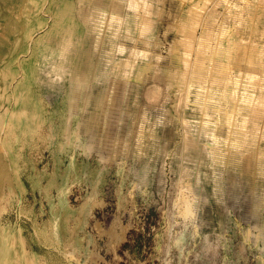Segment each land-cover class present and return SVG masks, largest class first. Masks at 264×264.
Here are the masks:
<instances>
[{"label": "rangeland", "instance_id": "obj_1", "mask_svg": "<svg viewBox=\"0 0 264 264\" xmlns=\"http://www.w3.org/2000/svg\"><path fill=\"white\" fill-rule=\"evenodd\" d=\"M91 1L95 0H57L55 7L58 6L65 14L81 18L84 12H88ZM27 2L0 0L1 78L4 70H10L6 69V65L23 54L25 60H38L39 54L32 49L22 51L25 50V42L21 39V27L25 23L22 7ZM6 11L19 20V25L8 24ZM223 12L222 9L216 11L209 27L207 18L211 17L194 9L191 2L151 0L148 13L156 18L157 43L150 46L136 31L133 36L121 31L115 41L109 36H103L95 45L97 33L86 29L75 67L65 76L62 84L50 80V76L43 72L39 80L31 84L32 94L40 98L46 120L34 135L14 144L15 152L18 153L17 178L13 170V157L9 152H0V264H31L32 256L29 254L33 252L40 255L37 264H164L165 246L181 229L177 223L180 219L176 215L175 200L179 186L189 179L187 173L195 188L197 175L204 187L201 194L203 198L200 200L201 224L198 229L208 232L212 241L219 240V245L215 257L200 255L202 234L193 237L190 249L186 252L185 263L264 264V255L263 259L257 261L260 255L257 251L259 242L247 235L252 222L264 224V176L253 171L249 158L243 157V149L239 148L234 157V165L225 174V182L229 183L227 200L225 204L217 201L213 194L210 159L204 148L206 140L194 138L192 135L195 128L184 123L189 117L207 115L190 105L185 108L186 92L176 94L177 85L170 86L167 83L168 71L173 66H181L178 27L193 30L197 37L208 26V33L212 34ZM134 28L136 30L137 26ZM236 34L243 35V30L238 28ZM257 34L259 39H264L263 33ZM172 42L175 43L174 53L170 52ZM122 46L126 49L123 64L128 60L148 67L141 80L137 79L139 67L132 71V83L127 93L125 78L114 92L111 90V82L115 79L113 74L108 82L96 81L100 69H103L110 57L108 52L120 57L119 49ZM144 53L150 55L148 60L143 59ZM157 53L163 56L160 62L155 59ZM192 60L190 82L222 87L229 72L226 60L200 54H196ZM233 62L238 70L239 57ZM52 76L56 79L55 75ZM154 83L160 89L156 97L152 98L150 87ZM11 89H8V93L12 92ZM11 99L7 96L3 98L0 114L14 106V99ZM156 103L164 106L166 116L159 130L161 150L156 161H152L155 170L149 184H145L137 179L133 168L148 157L140 159L134 156L132 145L135 144L142 112L150 111ZM67 112H78L81 121H87L90 133L83 130L82 133L87 134L95 145L99 137L104 140L113 138V152L111 145L104 151L112 155L110 162H99L97 150L85 151L81 142L73 146L62 143L66 126L63 120ZM106 112L110 116L108 125L104 123ZM76 122L74 120L72 126ZM2 136L7 134L1 133ZM127 139L129 147H126ZM243 139L242 135L240 140ZM259 144L263 146L264 140ZM65 176L70 183L68 202L78 210L76 218H72L66 226L62 224L58 236H55L51 218ZM251 189L254 192L256 217L249 223H243L239 219V207L243 209L244 194ZM227 210L237 222L236 225L230 223L228 228ZM111 224L117 231L122 225L126 226L125 240L119 241L115 247L109 244L110 236L104 232ZM7 230L12 234L19 231L22 233V247L28 252L24 262L19 246L13 243L12 249L9 248L11 237L7 238ZM71 253L73 257L69 256Z\"/></svg>", "mask_w": 264, "mask_h": 264}, {"label": "bare ground", "instance_id": "obj_2", "mask_svg": "<svg viewBox=\"0 0 264 264\" xmlns=\"http://www.w3.org/2000/svg\"><path fill=\"white\" fill-rule=\"evenodd\" d=\"M91 2L88 12H84L81 18L65 14L58 6L55 7L57 0H28L27 5L22 7L25 20L21 27V39L25 42V50L22 51L32 49L39 54L40 58L32 59L31 62L30 59L25 60V54H23L22 57L9 62L6 69L10 70H4L3 78L0 77V106L6 96L8 99L13 98L15 103L14 106L5 109L0 114V135L1 133L7 134V136L0 137V152H9L13 157V170H15L16 178L19 175V167L17 166L18 153L15 152L14 144L22 138L34 135L46 120L41 109L40 98L32 94L31 84L39 80L42 72L50 76V80H57L62 84L65 76L75 67L77 53L86 29L97 33L95 45L96 43L98 45V40L103 36H109L115 41L121 31L128 36H133L136 31L139 37H143L150 46L158 41L155 32L156 18L148 13L151 0H95ZM183 2H191L194 9L205 12L204 16L207 14V17H211V19L207 18L209 27L212 25L216 11L219 12V9L224 11L222 19L218 21L212 34L208 33V26L197 37L193 30L178 27L177 43L182 53L181 66H173L168 71L167 83L170 86L177 85L176 94L186 92L185 108L190 105L207 115L189 117L184 123L195 128L196 131L192 135L194 138L201 137L206 140L204 148L210 159L213 194L217 201L225 204L227 192H229V183L225 182V174L227 169L234 165V157L239 148L243 149V157L249 158L248 161L254 168L253 171L256 170L258 174L264 176V145L259 144L264 140V39H259L257 36V33L261 35L263 33L264 36V7H261L264 6V0H183ZM208 11H210L209 14ZM6 17L9 25H19V20L9 11H6ZM238 28L243 30V35L236 34ZM171 48L170 52L174 53V42L171 43ZM119 52L120 57L108 52L110 57L103 69H100L96 81L108 82L111 79L110 75L113 74L115 79L111 82V90L114 92L118 90V85L125 78L126 92L132 83V71L139 67L137 79L141 80L145 77L148 67L140 66L139 62L133 64L128 60L126 64H123V60L126 59L125 46L120 47ZM196 54L226 60L229 63V72L222 87L207 84L196 85L190 82L192 59ZM149 56L144 53L143 59L148 60ZM237 56L240 63L238 70L233 64ZM155 59L160 62L163 56L157 53ZM52 74L56 79H53ZM10 87H12V92L8 93ZM60 89L63 90V87ZM159 89L160 86L157 83L152 84L150 97L155 98ZM105 114L104 123L108 125L110 116L107 112ZM64 116L63 121L66 126L63 130V144L73 146L81 142L85 151L97 150L99 162L107 163L112 158L110 153H104V151L108 150V145H111L113 152V138L104 140L103 137H99L95 145L87 134L82 133L84 131L89 134L90 126L86 120L81 121L78 112H70V114L67 112ZM165 116V108L161 104H153L150 111L144 110L135 144L132 145L134 156L140 159L148 157L142 160L138 167L133 168L134 175L145 184H149L155 170V164L152 161H156L161 150L159 130L164 125ZM74 120L77 122L75 126H72ZM258 127H260L259 131ZM242 135L244 136L243 141L240 140ZM128 142L127 139L126 147H129ZM100 147L103 149L101 150ZM186 176L190 179L188 173ZM195 178L197 188L191 184L189 179L179 186L175 208L177 218L180 219L177 223L181 225V229L165 246L164 264H186V252L190 249L191 239L200 234H202L200 255L208 257L217 255L219 240L212 241L208 232H201L198 229L201 224L200 200L203 198L201 194H203L204 187L198 175ZM21 185H23L22 182ZM59 189V201L51 218L55 236H58L62 224L66 226L72 218H76L75 214L78 210L68 202L67 194L70 192V183L66 176ZM253 196L252 189L245 193V205L243 209L239 207V219L243 223H249L256 217L257 211ZM230 223L237 224L232 213L227 210V228L230 227ZM252 223L247 235L253 236L254 241L261 243L257 245V251L260 252L257 261H260L264 255V224ZM104 232L110 236L109 244L115 247L125 238L126 226L122 225L117 231L111 224L110 228ZM6 234L7 238L11 237L8 242L9 248L12 249L11 244L13 243L19 246L20 256L24 262L28 252L22 247V233L19 231L17 234H12L7 230ZM29 255L32 256L31 264H37L40 258L39 253L33 252ZM69 256L73 257L74 254L71 253ZM78 264L84 263L78 262Z\"/></svg>", "mask_w": 264, "mask_h": 264}]
</instances>
